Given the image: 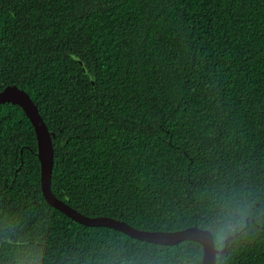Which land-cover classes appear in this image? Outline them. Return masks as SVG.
Listing matches in <instances>:
<instances>
[{"label":"trees","instance_id":"16d2710c","mask_svg":"<svg viewBox=\"0 0 264 264\" xmlns=\"http://www.w3.org/2000/svg\"><path fill=\"white\" fill-rule=\"evenodd\" d=\"M53 138L52 190L145 230L209 229L217 264H264V0H0V89ZM81 224L41 190L35 129L0 104V264H201Z\"/></svg>","mask_w":264,"mask_h":264},{"label":"water","instance_id":"95a60500","mask_svg":"<svg viewBox=\"0 0 264 264\" xmlns=\"http://www.w3.org/2000/svg\"><path fill=\"white\" fill-rule=\"evenodd\" d=\"M6 102L20 106L35 129L37 136V156L41 165V190L50 206L60 210L81 224L110 227L124 232L135 239L150 243L175 245L184 240L197 241L203 248L201 264H217L218 255L227 250L229 239L232 236H228L225 240V246L219 248L216 246L214 234L209 229L201 228L197 225L178 230H145L134 227L128 222L116 217L86 215L59 198L52 190L55 158L53 138L56 133L49 129L37 104L23 88L13 84L0 89V104Z\"/></svg>","mask_w":264,"mask_h":264},{"label":"clouds","instance_id":"9594fccd","mask_svg":"<svg viewBox=\"0 0 264 264\" xmlns=\"http://www.w3.org/2000/svg\"><path fill=\"white\" fill-rule=\"evenodd\" d=\"M29 264H39V260L36 259V260L30 261Z\"/></svg>","mask_w":264,"mask_h":264}]
</instances>
